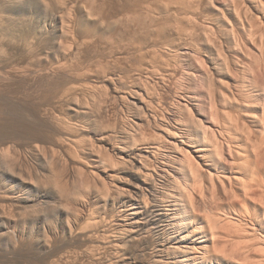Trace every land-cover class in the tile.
I'll use <instances>...</instances> for the list:
<instances>
[{"label":"bare ground","instance_id":"obj_1","mask_svg":"<svg viewBox=\"0 0 264 264\" xmlns=\"http://www.w3.org/2000/svg\"><path fill=\"white\" fill-rule=\"evenodd\" d=\"M32 1L0 0V90L51 87V135L0 149V262L264 264V0Z\"/></svg>","mask_w":264,"mask_h":264},{"label":"rangeland","instance_id":"obj_2","mask_svg":"<svg viewBox=\"0 0 264 264\" xmlns=\"http://www.w3.org/2000/svg\"><path fill=\"white\" fill-rule=\"evenodd\" d=\"M34 1H36V0H34ZM34 1H32L34 4H35V7H36V3H38V5H37V8H38V10L41 8V7H43L42 9H40V10H42L43 11V9H45L46 7H44V6H47V4L45 5V2H49V3H51L50 2V0H45L44 1V3H40V1L41 0H38V1H36V2H34ZM108 1V0H107ZM114 2L116 1L118 4H119V0H113ZM121 2H123V1H125V0H120ZM130 1V0H129ZM133 1V0H132ZM135 1V0H134ZM142 1H144V0H142ZM145 1H163V0H145ZM165 1H169V0H165ZM171 1H173V0H171ZM174 1H178V0H174ZM186 1V0H185ZM42 2V1H41ZM115 2V3H116ZM41 4V7H40V4ZM48 3V4H49ZM42 4H44L43 6H42ZM1 7V6H0ZM52 8V7H51ZM58 8V9H57ZM52 9H54V13H55V16H60V15H62L61 14V9H59V7H55V8H52ZM0 10H1V8H0ZM40 10L38 11L39 12V15H40V13H41V17H43V15H42V11L40 12ZM50 10V9H49ZM50 12H52L51 10H50ZM38 14V13H37ZM64 16V15H63ZM22 44H20L18 47H19V49H21L22 48ZM21 47V48H20ZM24 47V46H23ZM25 48V47H24ZM24 48L23 49H21V50H24ZM21 85V86H20ZM46 85H43L42 87L40 86L39 88L37 87V89H36V87L35 88H33V90L37 93H35V92H33L32 91V88L30 87H26L25 85H23V83H20V84H18L17 86H16V84H15V86L13 85V87H9V88H7V89H3V91L2 90H0V149H3L4 150V152H5V150H6V153H8V156L9 157H7V161L9 162L10 160H8L9 158L11 159V161H13L12 160V157L11 156H13V155H15V153H14V151H12V149L11 148H8V146H10L11 144H8L9 142H13V141H15V143H18L19 141L20 142H22V143H24V142H27V141H29L30 140V138L31 139H33L34 137H37L38 139L40 138V137H42V136H45L46 135V133H44V132H46L47 131V134L48 133H50L49 135H51V129H50V131L48 132V125H45V123H44V121L42 120V119H40L39 117H38V111H39V105H38V103H36L35 101L34 102H32L33 101V98L36 96V97H38V95H39V97L42 99L43 98V94H44V96H46V94L45 93H49V89L51 88H46L45 87ZM16 87H17V90H15L16 89ZM19 87V88H18ZM45 87V88H44ZM11 88H12V90H11ZM14 88V89H13ZM24 90H23V89ZM41 88V89H40ZM44 88V89H43ZM9 89H10V91H9ZM25 89H26V91H25ZM31 89V90H30ZM36 89V90H35ZM40 89V90H39ZM48 89V90H47ZM157 89H159L160 91H161V88H157ZM164 89V88H163ZM20 92H19V91ZM21 90H23V91H25V92H27V93H25L24 94V92L23 91H21ZM30 90V92H31V94L28 92ZM47 90V91H46ZM100 91H99V93H101L102 92V89H99ZM104 90V89H103ZM159 90H157V92L156 93H158V91ZM2 91V92H1ZM43 93H41V92ZM44 91V92H43ZM105 91V90H104ZM103 91V92H104ZM4 92L6 93V94H4ZM10 92H14L13 94L12 93H10ZM17 92V93H16ZM102 92V94H104ZM165 92V93H164ZM166 92L167 91H164V90H162L161 91V94H157V96L160 98V99H162L163 101H164V99H165V101H167V100H169V98H172V95L171 94H169L168 92H167V94H169V95H167L166 94ZM2 93V94H1ZM8 93V94H7ZM42 95H41V94ZM98 93V94H99ZM33 94V95H32ZM100 95V96H103V95ZM6 95V96H5ZM14 95V96H13ZM16 95V96H15ZM25 95V96H24ZM27 95V96H26ZM29 95V96H28ZM30 95H32L31 97H30ZM171 95V96H170ZM12 96V97H11ZM98 96V95H97ZM3 97V98H2ZM16 97H18V98H16ZM21 97H22V99H21ZM23 97H24V99H23ZM25 97H26V99H25ZM35 97V98H36ZM38 97V98H39ZM162 97H164V98H162ZM9 98H11V100L9 99ZM37 98V99H38ZM39 98V99H40ZM14 99H15V101H14ZM36 99V101L37 102H40L39 100H37ZM167 99V100H166ZM5 100V101H4ZM107 102H106V101ZM104 100V102L102 103V105L104 106L106 103V105L104 106V108H103V113H104V110H105V113L103 114L104 116H103V122L105 123H110V125L111 126H113L114 125V123L116 124L117 123V121H118V123L117 124H119L120 123V125H121V121L122 120H126V117H131V115H132V110L130 111V110H128L126 107H122L117 101H114V102H112L113 101V99H111V97L109 98V99H105ZM24 101V102H23ZM30 102V103H29ZM32 102V103H31ZM106 102V103H105ZM109 102V103H108ZM34 103V104H33ZM115 103V104H114ZM117 103V104H116ZM119 104V105H118ZM108 105H110V106H108ZM102 106V107H103ZM108 106V107H107ZM113 108H112V107ZM110 108H111V110H110ZM114 109H115V111H114ZM127 109V110H126ZM29 110V111H28ZM38 110V111H37ZM60 111V112H59ZM59 111H57L56 113L59 115L60 114V116H63L67 121H69V120H71L73 117H71V115H70V113L69 112H67V110H59ZM122 111V112H121ZM38 112V113H37ZM67 112V113H66ZM124 112H125V115H124ZM127 112V113H126ZM112 113V114H111ZM118 113H119V115H118ZM36 115V116H35ZM105 115H107V116H105ZM111 116V117H109V116ZM130 115V116H129ZM116 116H117V118H116ZM120 117V118H119ZM122 117V118H121ZM107 118H108V120H107ZM40 119V120H39ZM76 119V118H75ZM75 119L73 118L71 121H73V123H75V124H80L81 125V123H79L80 121H75ZM116 119H118V120H116ZM119 119L121 120V121H119ZM39 120V121H38ZM41 120H42V122H41ZM77 120V119H76ZM3 121V122H2ZM71 121H69V122H71ZM108 121V122H107ZM116 121V122H115ZM30 122V123H29ZM77 122V123H76ZM112 122H114V123H112ZM42 123V124H41ZM44 123V124H43ZM99 123V122H98ZM113 125H112V124ZM43 125V126H42ZM99 124H97V125H95L94 127H88V130L89 131H93V130H95L96 129V127L98 126ZM27 126V127H26ZM44 129H43V128ZM100 127V126H99ZM92 130H91V129ZM102 128H103V126H102ZM15 129V130H14ZM100 129V128H99ZM32 132V133H31ZM19 133V134H18ZM40 134V135H38V134ZM23 134H25V135H23ZM29 134V135H28ZM33 135V136H32ZM15 136V137H14ZM30 136V137H29ZM32 136V137H31ZM6 138V139H5ZM12 138V139H11ZM15 140H14V139ZM25 138V139H24ZM5 139V140H4ZM10 140V141H9ZM13 140V141H12ZM39 140H41V139H39ZM90 140V139H89ZM8 141V142H7ZM86 141L88 142V139H87V137H86ZM5 142H6V144H5ZM43 143V140L41 141V144ZM2 144V145H1ZM4 144V145H3ZM19 144H21V143H19ZM4 147V148H2V147ZM6 146V147H5ZM10 149V150H8V149ZM10 152V153H9ZM11 155V156H10ZM14 158V160H15V158H16V155L15 156H13ZM79 171H75V177H77V175H78V177H81L80 175H82V174H80V173H78ZM78 173V174H77ZM77 174V175H76ZM83 176V175H82ZM51 220H53L52 219V217L50 218ZM52 222V221H51ZM82 243V244H81ZM76 244V245H75ZM84 244L85 243H83L82 241H81V239L78 237V238H76V239H73V240H71V241H65V242H60V243H57V245H56V248L58 249V252H70V254H72L73 256H75L76 257V255H78L79 256V259H81L82 257V259L84 260L83 261V263L84 264H91L89 261H87V257H86V255H85V252L83 251V252H81L82 250H84L83 248H84ZM136 245H138V246H136V247H138L139 249H137V251H136V248L133 246V248H135L134 250L131 248L130 249V253L129 252H127V253H129V256H131L132 257V261L133 262H135V264H152L151 262V259H150V252H149V248H148V245H144V244H141L140 245V243L139 244H136ZM143 245V246H142ZM75 246V247H74ZM78 246V247H77ZM139 246H141V248L139 247ZM143 248V249H142ZM145 248V249H144ZM75 249V250H74ZM59 250H61V251H59ZM107 250V251H106ZM102 249V251H104V253L102 252L101 253V255L103 254H105V257L103 258V261L102 262H104L105 264H109V263H107L108 262V260H110L109 262H112V260L113 259H115L114 261H115V264H119V262L120 263H124V262H126L125 260L126 259H122V258H126L125 256L126 255H122V260L123 261H119L118 259H120V257L121 256H119V258H115V256H114V258H113V256H108L110 253L108 252V249ZM142 250V251H141ZM143 250H145V251H143ZM74 251V252H73ZM98 251V250H97ZM132 251H134V252H132ZM139 251V252H138ZM73 252V253H72ZM101 252V251H100ZM135 252H138L137 254L138 255H136V253ZM144 252V253H143ZM80 253H82L83 255H85V256H83L82 254H80ZM133 253V254H132ZM135 253V254H134ZM146 253V254H145ZM132 254V255H131ZM143 254V255H142ZM82 255V256H81ZM102 255V256H103ZM111 255V254H110ZM128 255V254H127ZM134 255H135V257H134ZM148 255H149V257H148ZM77 256V257H78ZM109 257V259H108V257ZM136 256H137V258H136ZM107 257V261H106V258ZM144 257V258H143ZM85 258V259H84ZM113 258V259H112ZM138 260H136V259ZM81 259V260H82ZM105 259V260H104ZM134 259H135V261H134ZM142 259V260H141ZM146 260V261H145ZM148 260H149V262H148ZM116 261H118V263H116ZM85 262H87V263H85ZM3 262H0V264H2ZM4 264V263H3ZM112 264H114V262H112Z\"/></svg>","mask_w":264,"mask_h":264}]
</instances>
